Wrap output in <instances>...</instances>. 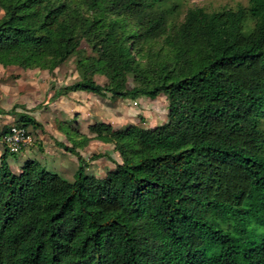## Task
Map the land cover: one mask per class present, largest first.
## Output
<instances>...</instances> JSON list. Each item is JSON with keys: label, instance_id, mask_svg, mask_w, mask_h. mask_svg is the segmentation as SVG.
Segmentation results:
<instances>
[{"label": "trees", "instance_id": "1", "mask_svg": "<svg viewBox=\"0 0 264 264\" xmlns=\"http://www.w3.org/2000/svg\"><path fill=\"white\" fill-rule=\"evenodd\" d=\"M167 1L0 0L2 67L50 73L90 46L54 99L167 100L153 127H64L72 181L31 157L12 171L4 144L0 264H264V0L180 21ZM92 139L119 157L101 177L77 150Z\"/></svg>", "mask_w": 264, "mask_h": 264}, {"label": "rangeland", "instance_id": "2", "mask_svg": "<svg viewBox=\"0 0 264 264\" xmlns=\"http://www.w3.org/2000/svg\"><path fill=\"white\" fill-rule=\"evenodd\" d=\"M167 7L170 8L169 18L174 21L183 19L186 11L190 7H202L206 11H215L223 7L236 8L238 6H247L248 0H168ZM3 10L0 8V17ZM92 54L90 46L82 41L78 54L70 56L64 63L56 67L53 72L43 69L22 70L15 66L2 67L0 65V155L4 151V132L13 124H20L19 114H27L34 117L46 126V135L40 139L39 136L45 133L41 127L28 130L32 136V144L18 153H8L6 161L12 171L17 172L20 164L28 158L24 151L32 148L33 154L41 160L48 170L54 171L72 181L73 174L77 167L76 157L68 152L65 154L61 149L52 151L49 144H53L49 132H54L57 125L63 124L65 129L70 125L76 127V118L79 114H68L67 106L78 105L79 103H88V110L92 111L95 119L104 118L113 128H124L131 124L141 127H153L166 121L167 100L163 94H160L154 100L148 97H139L136 100L122 99L119 97L100 95H89L93 93H82L75 98H69V94L59 96L54 99L55 91L64 85L76 81L77 74L75 63L78 57ZM95 80L103 83L105 78L100 75L95 76ZM131 84V79H129ZM72 94V93H71ZM70 94V96H71ZM66 96V97H65ZM16 107L13 108V106ZM80 109V108H79ZM84 109V108H82ZM83 113L85 110H77ZM7 112V113H5ZM69 117V118H68ZM66 122H65V121ZM82 124L86 122L82 120ZM264 128V119L262 122ZM78 128V126H77ZM40 130V131H39ZM39 133H41L39 135ZM50 138V139H49ZM88 150L81 154L85 162V172L88 175L101 177L113 163L108 156L114 160L119 157L112 149V145L99 140L92 139ZM79 152V151H78ZM29 153L32 158L33 154ZM61 154L64 156L61 157ZM93 154H102L101 157L90 158ZM42 155V156H41Z\"/></svg>", "mask_w": 264, "mask_h": 264}, {"label": "crops", "instance_id": "3", "mask_svg": "<svg viewBox=\"0 0 264 264\" xmlns=\"http://www.w3.org/2000/svg\"><path fill=\"white\" fill-rule=\"evenodd\" d=\"M21 69V68H20ZM23 70V69H22ZM33 70V69H32ZM72 93V94H71ZM84 94V93H87V92H82V91H78V92H70V93H68L69 94V96H67V97H71V98H75V97H77V95H81V94ZM70 94H71V96H70ZM89 95H95V94H89ZM64 97V96H63ZM66 97V96H65ZM88 103H79L78 105L76 104V102H75V105H71V106H67V108H69V111L67 112L68 114L70 113V110H71V112H73L72 114H69V116L71 117L72 115L74 116L75 114H79L80 116H79V118H77V117H75L76 118V121H77V123H76V127L74 126V125H70V128H77V126H78V131H80L81 133H84V134H87V135H89V132H88V129H87V127H88V125L91 123V122H93V121H105L106 122V120H104V118L102 117V118H100V119H95V116H93L94 114L92 113V111H89L88 109ZM80 108V109H79ZM82 108H84V109H82ZM77 110H85V111H83V113H78V111ZM69 118V117H68ZM82 120L83 121H85L86 122V125H85V127H84V125L82 124L83 122H82ZM65 121V120H64ZM66 122V121H65ZM29 128V127H28ZM32 128V127H31ZM41 128H42V130H43V132H45V133H43V134H41V133H39V135L41 134V136H39V138L40 139H42L45 135H46V126L45 125H43V126H41ZM36 129H39V128H36ZM40 131V130H39ZM50 133V136H51V140L50 141H52L53 142V144H49V149L50 150H52L53 152L54 151H56V150H60L61 151V147H59V146H57L56 145V141H59V142H62L63 144H65V145H70V143H69V141H68V139H67V134H65V129H64V125L63 124H61V125H57V129L56 130H54V132H49ZM43 136V137H42ZM50 139V138H49ZM92 141L93 140H90L89 142H88V144L86 145V146H84V147H82V148H78L77 150L79 151V153L80 154H82L83 152L82 151H84V150H88V147L90 146V144L92 143ZM29 149H26L25 151H24V153L26 154V156H28V158L30 157L29 156V153H32L33 152V150H34V148H32L30 151H28ZM63 150V149H62ZM64 151V150H63ZM64 153H65V151H64ZM33 154V153H32ZM65 154H68V152H66ZM42 156V155H41ZM64 155L63 154H61V157H63ZM32 158H34V159H37V160H39L34 154H33V157ZM118 160V159H117ZM40 162H41V160H39ZM20 166H21V164H20ZM20 166H19V168H20Z\"/></svg>", "mask_w": 264, "mask_h": 264}, {"label": "built area", "instance_id": "4", "mask_svg": "<svg viewBox=\"0 0 264 264\" xmlns=\"http://www.w3.org/2000/svg\"><path fill=\"white\" fill-rule=\"evenodd\" d=\"M4 144L9 152L18 153L32 144V136L27 128L13 124L4 136Z\"/></svg>", "mask_w": 264, "mask_h": 264}]
</instances>
